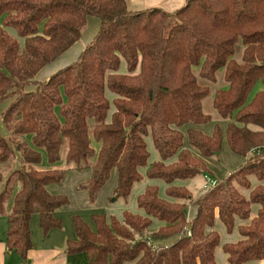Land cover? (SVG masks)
Wrapping results in <instances>:
<instances>
[{"label":"trees","instance_id":"trees-1","mask_svg":"<svg viewBox=\"0 0 264 264\" xmlns=\"http://www.w3.org/2000/svg\"><path fill=\"white\" fill-rule=\"evenodd\" d=\"M89 17H96L100 28L77 61L37 80L81 39ZM239 42L241 61L235 58ZM122 61L127 74L119 73ZM220 72L228 87L214 93L213 107L228 121L231 151L245 163L195 197L173 184L208 172L204 158L219 156L223 132L219 125L211 136L187 130L200 158L184 148L182 129L212 122L203 111L212 90L200 80L216 83ZM259 84L264 87V0H187L174 13L131 11L126 0H0V184L5 183L0 214L14 184L22 185L7 214L9 250L27 258L34 215L45 235L62 227L55 212L70 200L47 188L63 185L68 170L38 169L43 153L54 165L67 145V164L91 169L90 180L79 186L89 192L91 204L117 169L114 198L127 201L143 179L151 135L162 160L147 176L163 180L175 201L149 186L138 197L145 216L125 211L120 221L94 214L92 229L76 215L77 239L67 242V252L86 253L89 264H217L216 219L232 234L236 219L249 220L258 205V216L239 227L241 240L223 250L229 264L264 262V89L254 92ZM107 90L115 95L113 102ZM93 139L101 144L96 160ZM174 157L176 162L166 163ZM16 160L18 169L11 167ZM2 170H10L7 178ZM251 178L260 184L252 188ZM241 190H250V197ZM190 206L197 207L191 222ZM155 219L164 226L151 232Z\"/></svg>","mask_w":264,"mask_h":264},{"label":"crops","instance_id":"crops-1","mask_svg":"<svg viewBox=\"0 0 264 264\" xmlns=\"http://www.w3.org/2000/svg\"><path fill=\"white\" fill-rule=\"evenodd\" d=\"M187 0H126L127 5L129 10L131 11H140V10H146V9H151V8H161L169 13H174L178 9L182 8L186 4ZM88 25V22H87ZM100 28V23L99 27ZM87 27L85 28V30ZM99 29H97L96 25L94 26L93 30H90L88 32V37L85 38L84 40V32L81 37V44L80 42H77L73 47H71L65 54H63L57 61H63V64L65 66L75 62L76 58L78 59L81 53L84 51L86 46L90 44L94 38L96 37ZM62 59V60H61ZM73 61V62H72ZM77 61V60H76ZM71 62V63H70ZM125 61H122L119 73L120 74H127L128 71L125 72V69L127 70V65L126 67L124 66ZM55 63V62H54ZM53 64V63H52ZM48 67V66H47ZM45 67L40 73H43V71H46ZM48 71V70H47ZM39 73V74H40ZM38 74V79L39 81H45L49 77L47 74H43L44 78L40 79L42 75ZM264 87L260 84L259 88L256 90V92L263 90ZM108 93L113 96V100L116 98L115 95L107 90V97ZM113 102V101H111ZM5 109V107H4ZM115 112V107L112 104L111 110L109 112V116L107 119V122L110 123L112 121V116ZM205 125H189L186 126L182 129V131L185 134V140H184V148L188 149L191 151V153L196 156L202 158L200 152L193 148L188 140L187 137V130L190 128L199 130L203 132L205 135L211 136L212 133L209 131H206ZM2 131L5 133V129L2 128ZM214 133V131H213ZM151 139L150 141H147V139ZM146 143H147V148L150 154L148 165L145 167V170L143 168L140 169V173L143 176V179L135 183L131 192V195L129 199L126 201L124 199H115L113 198L114 196V191L117 188L118 185V170L117 174L115 173L113 176V180L110 177L109 181L104 185V187L101 189L98 200L95 204H91L89 201V192L86 190H79L78 187L81 184L86 183L87 181L90 180L92 176V171L91 169H84L87 171V174H85V177H81L80 173L79 176H72V182L70 185L66 184V180L63 185H49L48 186V191L53 194V195H65L70 199V204L67 206H64L60 209H58L55 212V217L59 219L62 222V227L59 229H53L46 235L43 233L41 225H40V217L38 215H34L32 220H31V238H32V243H33V248L29 251L27 258L24 260L21 258L19 254H17L14 251L9 250L8 245H7V230H8V219H7V214H10L12 207H13V201L14 197L16 194L21 190L22 185L20 182H16L13 186V191H12V197L7 201L5 205V214H0V264H89V257L86 253H78V254H69L67 252V242L68 241H74L77 239L74 223H73V217L78 215L82 217L84 220H86L87 216H90L92 213L98 214V210L101 207H104L106 210V213H102L107 215L109 218L110 217H116L118 220L122 221L123 220V214L125 211H129L133 214H138L145 216V212L138 207V197L142 195L147 187L149 186H155L159 189V196L167 201H175L174 199H171L167 195V189L168 185L161 179H150L147 176V172L149 170V167L156 163V162H161V156L156 150L154 146V142L152 139V136L149 135L146 138ZM150 143H152L154 149L156 152L150 149ZM223 143H224V136H223ZM228 143V141H227ZM92 146L96 151V157L95 160L97 159V155L100 151L101 144L98 143L96 140H92ZM229 146V145H228ZM224 146H222L223 149ZM221 149V151H222ZM230 149V147H229ZM231 151V149H230ZM232 152V151H231ZM232 154L236 157L234 158V164L235 167L227 173L226 177L230 176L237 168H239L241 165L245 163V158L237 155L232 152ZM221 155V154H220ZM46 157V155H45ZM152 157V160H151ZM44 159V156H43ZM47 157L44 159V163H48V160H46ZM211 158H204V161L206 163V166L208 168V173H204L199 176H203L204 178V185L199 191V193L195 197H199L206 193L213 185L211 184L210 181H208L205 176H209L210 180L218 183L220 179L217 177L215 178L212 174L214 173L212 169V165H209ZM233 160V158H232ZM177 161V157H174L170 160H168L166 163L171 164ZM210 162V163H209ZM209 163V164H208ZM237 164V165H236ZM47 165V164H45ZM14 167L15 169H18L21 166V163L19 160H16L13 162L11 167ZM71 174L72 173H78L80 170H74L70 169ZM3 171V170H2ZM77 171V172H76ZM69 172V174H70ZM89 172V173H88ZM116 172V171H115ZM5 178L8 177L10 174V170L3 171ZM69 174H67L66 179L68 178ZM73 175V174H72ZM113 174H111L112 176ZM223 178V179H225ZM195 180H177L173 185L177 187H185L189 190V187L192 184V181ZM222 181V179L220 180ZM251 183H252V188L256 187L257 185L260 184L258 180L255 178H251ZM5 186V183L3 182L0 184V190H3ZM190 191V190H189ZM191 192V191H190ZM242 194L246 197H250V190H241ZM192 193V192H191ZM193 194V193H192ZM113 198V200H112ZM110 202V203H109ZM260 207L258 205H253L252 206V212H251V217L247 221H242L240 219H236V227L233 231L232 234H228L225 226L221 222L219 218L216 219L215 221V227L214 230H216L219 234V231H224L227 233L228 236H226L225 241H223V238L221 236V244L220 246L216 249L215 251V259L218 264V258H221V260H225L224 263L228 262V256L225 254L223 247L225 244L228 243H236L241 240V235L239 233V227L240 226H247L251 223V221L258 216ZM94 212V213H93ZM96 212V213H95ZM105 212V211H104ZM197 214V207L195 206H190L188 210V220L191 222ZM91 215V216H93ZM92 218V217H91ZM164 226L163 222H160L159 220H153V224L151 226L150 231L155 232L159 230L161 227ZM174 242V239H171ZM169 241V240H168ZM168 241L165 242V245L169 246L172 243H168ZM219 249H222V254L219 252ZM125 264H130V263H125ZM220 264V263H219ZM247 264H264V262H249Z\"/></svg>","mask_w":264,"mask_h":264},{"label":"rangeland","instance_id":"rangeland-1","mask_svg":"<svg viewBox=\"0 0 264 264\" xmlns=\"http://www.w3.org/2000/svg\"><path fill=\"white\" fill-rule=\"evenodd\" d=\"M96 25V27H97V29H99L98 27H99V20L96 18V17H89L88 18V25L86 26L87 27V29L86 30H84V40H85V38H87L88 37V32L90 31V30H93V28H94V26ZM11 32H13L14 33V31L13 30H11ZM78 42H80V44H81V39L78 41ZM243 51H244V47H243V44L241 43V42H239L238 44H237V51H236V55H235V58L238 60V61H241V58H242V54H243ZM62 60V59H61ZM76 60H77V58H76ZM75 60V61H76ZM73 62V61H72ZM71 63V62H70ZM74 63V62H73ZM72 64V63H71ZM124 66L126 67V63L124 62ZM70 65V64H69ZM68 66V65H67ZM64 67H66L65 66V64H63V61H55V63H53V64H51V65H49L47 68H46V71L44 72L43 71V73H40L39 75H42L41 77H40V79H42V78H44V75L43 74H47V72H49V74H48V76L47 77H49L50 78V76L51 75H53L54 73H56L58 70H60V69H62V68H64ZM45 70V69H44ZM48 70V71H47ZM127 70L125 69V72L124 73H127L126 72ZM218 78H217V82L216 83H212V82H208V81H204V80H200V82H201V84H203V85H205V86H208V87H210L211 88V90H212V94L209 96V97H207L204 101H203V111H204V113L205 114H207V115H210L211 116V118H212V122H210V123H208L206 126L207 127H205V129H206V131H209L210 130V133H212L213 134V131L215 130V126L216 125H219L220 127H221V130H222V132H223V136H224V143H223V145L222 146H224L223 147V149H222V151L220 152V154H219V156L218 157H212L211 159H210V164L209 165H212V167H214V169H212V171L214 172L212 175L216 178H218V179H222V180H224L223 178H225L226 177V175H227V173H229V171L231 170V169H233L234 167H235V164H234V158H236L233 154H232V152L230 151V149H229V146H228V143H227V126H228V121L227 120H224V119H222L220 116H219V114L216 112V110L214 109V107H213V99H214V93L217 91V90H219V89H226L228 86H227V84H226V82L224 81V77H223V73L222 72H220L219 74H218V76H217ZM48 78V79H49ZM37 80H39L38 79V76H37V78H36ZM260 85V84H259ZM259 85H257L256 86V88H255V90H254V92L259 88ZM27 90H33V86L31 85L30 87H28V89ZM108 99L110 100V101H113V96L111 95V94H109L108 93ZM6 105H7V103H4L3 105H2V110H4V107H6ZM254 128V127H253ZM151 139L149 138V139H147V141H150ZM150 149L151 150H153L154 152H156L155 151V149H154V147H153V145H152V143H150ZM45 153H43V156H44V159L46 158L45 157ZM66 155H67V145H64L63 147H62V150H61V157H62V159H61V161L59 162V163H57V164H54V165H51V164H49V162L48 163H44V159H43V162H42V164L41 165H38L37 166V168L38 169H43V170H68V174H69V172L71 171L70 169H74L73 168V166L72 165H68L67 164V162H66ZM232 158H233V160H232ZM47 160V159H46ZM151 160H152V157H151ZM45 164H47V165H45ZM237 165V164H236ZM72 166V167H71ZM208 169V168H207ZM74 170H76V169H74ZM143 170H145V167H143ZM78 171V170H77ZM76 171V172H77ZM116 171V172H115ZM209 171V170H208ZM79 173H80V175H81V177H85V174H87V171H85V170H80L78 173H72L71 174V172H70V174H69V176H68V178L66 179V184H68V185H70L71 184V182H72V179H73V177L72 176H79ZM89 173V172H88ZM117 174V170H113L112 171V173L111 174H113L112 176H111V178H112V180H113V176H114V174ZM208 173V172H207ZM219 180V181H220ZM203 185H204V178H203V176H197L196 178H195V180H193L192 181V184H191V186L189 187V190L193 193V195H197L198 193H199V191H201V189H202V187H203ZM78 189H79V187H78ZM80 190V189H79ZM116 190V189H115ZM114 193H115V191H114ZM113 198H114V196H113ZM113 198H112V200H113ZM70 200V199H69ZM97 202V201H96ZM110 203V202H109ZM105 211V212H104ZM94 213V212H93ZM96 213V212H95ZM98 214H102V213H106L107 214V212H106V210L104 209V207H101V208H99V210H98V212H97ZM91 215H93L92 213L90 214V216H87L86 218V222L90 225V227L92 228V229H95V225H94V222H93V220H92V216ZM107 216V215H106ZM108 217V216H107ZM109 218V217H108ZM220 232V235L222 236V238H223V241H225L224 239H226V236H228L227 235V233L226 232H224V231H219ZM172 243L173 242V240H169L168 241V243ZM219 252L222 254V249H219ZM225 261V260H224ZM224 261L223 260H221V258H218V264L220 263V264H227L226 262L224 263Z\"/></svg>","mask_w":264,"mask_h":264},{"label":"built area","instance_id":"built-area-1","mask_svg":"<svg viewBox=\"0 0 264 264\" xmlns=\"http://www.w3.org/2000/svg\"><path fill=\"white\" fill-rule=\"evenodd\" d=\"M205 178L208 180V181H210L211 182V184L213 185V186H215L216 185V182H214V181H212V180H210V178H209V176H205Z\"/></svg>","mask_w":264,"mask_h":264}]
</instances>
